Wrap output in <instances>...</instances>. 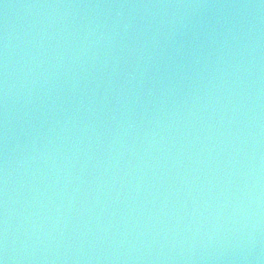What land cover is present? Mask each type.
Listing matches in <instances>:
<instances>
[{
	"label": "water",
	"instance_id": "95a60500",
	"mask_svg": "<svg viewBox=\"0 0 264 264\" xmlns=\"http://www.w3.org/2000/svg\"><path fill=\"white\" fill-rule=\"evenodd\" d=\"M0 264H264V0H0Z\"/></svg>",
	"mask_w": 264,
	"mask_h": 264
}]
</instances>
